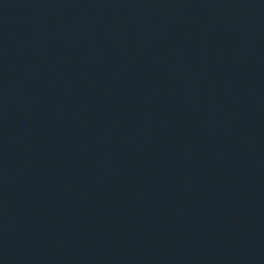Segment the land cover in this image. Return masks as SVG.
Wrapping results in <instances>:
<instances>
[{"label":"water","instance_id":"obj_1","mask_svg":"<svg viewBox=\"0 0 264 264\" xmlns=\"http://www.w3.org/2000/svg\"><path fill=\"white\" fill-rule=\"evenodd\" d=\"M0 264H264V0H0Z\"/></svg>","mask_w":264,"mask_h":264}]
</instances>
